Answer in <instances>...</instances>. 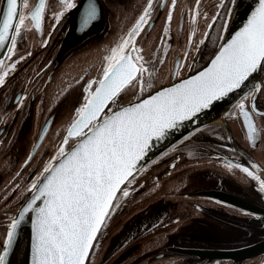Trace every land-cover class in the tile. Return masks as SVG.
Wrapping results in <instances>:
<instances>
[{
  "label": "flooded vegetation",
  "instance_id": "1",
  "mask_svg": "<svg viewBox=\"0 0 264 264\" xmlns=\"http://www.w3.org/2000/svg\"><path fill=\"white\" fill-rule=\"evenodd\" d=\"M91 1L96 18L85 27L82 18L88 7L81 6L82 0H72L76 6L59 22L54 18L61 10L59 0H45L42 30L26 21L14 52L1 59L7 75L0 85V254L33 182L58 159L62 145L67 150L77 140L63 144L85 103L88 82L102 77L105 57L127 37L149 2ZM38 2L28 0L29 7ZM236 2L175 0L173 6V0H152L151 15L135 37L152 75L144 73L143 92L136 81L126 86L101 117L203 67L215 53ZM21 11L29 9L21 4ZM71 14L80 32L68 45ZM240 103L257 129L255 146L248 139ZM252 104L264 110V64L258 93L242 97L223 115V122L191 132L188 140L178 146L180 140L148 166H154L151 171L143 168L136 182L122 188L128 195L119 192L86 264H264V115L256 114ZM194 150L216 173H201L200 183L212 185L184 192L177 201L172 192L189 182L190 170L202 168L189 157ZM228 163L248 167L258 179L241 168L229 170ZM206 191L221 192L234 203L223 201V195L200 194ZM197 196L204 199L192 198Z\"/></svg>",
  "mask_w": 264,
  "mask_h": 264
},
{
  "label": "snow or ice",
  "instance_id": "2",
  "mask_svg": "<svg viewBox=\"0 0 264 264\" xmlns=\"http://www.w3.org/2000/svg\"><path fill=\"white\" fill-rule=\"evenodd\" d=\"M18 3L20 0H3L4 7L0 8V49L10 45L7 47L9 56L14 52L22 29L27 28L26 21H30L36 31L42 30L46 8L45 0H39L31 8L28 0H22V7L29 9L25 13L18 10ZM59 3L61 10L54 14L57 22L65 11L76 6L72 0H59ZM151 9L152 0H149L134 28L105 57L102 77L88 82L85 103L77 110V119L63 142L67 145L69 139L77 138L79 143L69 151L62 145L59 157L63 159L58 165L45 167L47 175L43 182L39 179L33 182L34 195L9 225L0 264H5L19 225L31 212H35L32 264H85L93 241L110 215L109 209L114 207L117 193L122 191L124 196L128 195L121 185L132 183L134 170L152 141L163 139L169 130L192 120L213 101L241 88L264 64V0H259V6L244 27L221 47L205 71L163 89L141 103L101 117L108 103H115L126 86L136 81L143 92L144 73L152 75L139 55L141 50L135 46V37L147 23ZM95 18L96 7L90 4L82 25L86 27ZM171 18L170 11L168 20ZM11 67L14 69L15 64ZM0 72L3 73L0 74V85H3L7 71L2 60ZM93 85H96L94 90ZM246 99H251V94ZM238 107L245 118L248 139L255 146L257 129L244 110V103ZM226 166L229 170L241 168L249 177L258 179L248 167L232 163ZM261 191H264V182ZM38 201L43 202L42 207L37 205Z\"/></svg>",
  "mask_w": 264,
  "mask_h": 264
},
{
  "label": "water",
  "instance_id": "3",
  "mask_svg": "<svg viewBox=\"0 0 264 264\" xmlns=\"http://www.w3.org/2000/svg\"><path fill=\"white\" fill-rule=\"evenodd\" d=\"M91 0H82L81 6L88 7L91 4ZM93 3V2H92ZM21 4L22 0H20V3H18V10L21 11ZM94 5V3H93ZM259 6V0H237L236 4L234 5L230 16L226 22L225 29L222 35V38L220 40V43L213 54V56L208 60V62L201 67L200 69L196 70L192 74L186 76L185 78L169 84L165 85L151 94L139 99L135 100L129 103L124 104L123 106L112 110L111 112L107 113L104 116L112 115L115 112H118L122 110L123 108L138 104L143 102L144 100L150 98L151 96L155 95L157 92L173 87L175 85H178L182 83L183 81L190 79L199 73L205 71L208 67L211 66V61L215 58V56L219 53L221 50V47L227 42L230 41L233 36L237 32H239L244 25L247 23L248 19L250 18L251 14L255 9ZM3 0L0 2V8H3ZM71 28H70V36L67 41V44H73L74 38H76L78 30L77 26L75 25V19L73 18V14H71ZM86 35V34H85ZM10 45H6L5 48L0 49V60L4 58L7 47ZM262 69L263 64L257 69L256 72H254L247 81L244 82V84L241 86V88L234 90L233 92L229 93L226 97L213 101L212 104L209 106V108L202 110L200 113L197 114L196 117H194L192 120L184 121L181 124L178 125V127L174 130H169L168 134L161 140H153L151 143L150 148L147 150L145 156L142 160H140L137 164L136 169L134 170L133 175H136L141 169H143L145 166H147L150 162H152L154 159H156L159 155L164 153L166 150H168L170 147H172L174 144H176L178 141L189 135L194 130L201 128L203 126L212 124V123H220L223 122V115L229 111L242 97H244L249 92L258 93L261 88V75H262ZM252 103V101H251ZM253 105V104H252ZM253 108L255 109V113L258 115H264V110H261L259 108H255L253 105ZM101 115V114H100ZM102 116V117H104ZM77 119V117H76ZM75 119V120H76ZM74 120V121H75ZM71 127V126H70ZM84 131H88L87 129H84ZM68 135V134H67ZM79 143V140L77 139L66 151L71 150L75 147V145ZM63 157H59L57 160H55L50 166L58 165L60 160H62ZM47 175V173H44L41 177V182H43V178ZM131 179V178H130ZM127 182H125L126 184ZM125 184L121 185V189L124 187ZM35 190L33 189L32 192L23 200L21 205L19 206L14 218H17L22 211L23 207L27 205V203L31 200L32 196L34 195ZM119 192L117 193L118 196ZM202 195L210 196L213 198H217L216 196L223 195V201L229 202L225 197V194H222L221 192L217 191H206L203 193H200ZM235 199V198H234ZM115 200L113 201L114 204ZM229 203H234L229 202ZM37 205L42 207L43 202L38 201ZM111 208L109 209L110 212ZM35 219V212H31L27 214L24 218V220L19 225L14 242L12 247L8 251V255L5 260V264H32V244H33V229H32V222ZM9 231V229H8ZM99 233L97 234L98 237ZM7 237V236H6ZM96 237V239H97ZM96 239L93 241V245L96 241ZM6 240V239H5ZM5 243V241H4ZM4 245V244H3ZM93 248V246H92ZM92 248L89 250V255L91 253ZM1 254H3V248L1 251ZM88 255V258H89ZM88 258L85 261V264L88 261Z\"/></svg>",
  "mask_w": 264,
  "mask_h": 264
},
{
  "label": "rangeland",
  "instance_id": "4",
  "mask_svg": "<svg viewBox=\"0 0 264 264\" xmlns=\"http://www.w3.org/2000/svg\"><path fill=\"white\" fill-rule=\"evenodd\" d=\"M25 10V9H24ZM128 98V97H127ZM186 138V139H185ZM190 137H188V135L186 136V137H184V139H181V140H183V141H181L179 144H178V146L179 145H181L184 141H186V140H188ZM263 138H264V134L262 135V140H263ZM179 142V141H178ZM175 145V144H174ZM173 145V146H174ZM170 149V148H169ZM168 149V150H169ZM261 150H262V148H261ZM165 152H167V150L165 151ZM163 154V153H162ZM162 154L161 155H159L154 161H152L151 163H149L147 166H145L144 167V169L146 168V171H151L152 169H153V167L154 166H151V167H148V166H150L153 162H155L157 159H159V158H161L162 157ZM189 157H191V159H193V160H195V161H197V162H199L197 165L199 166L200 164H202V168L201 169H199V171H197L196 173H195V169H193V170H190L189 171V178H190V180H189V182L188 181H185V183L184 184H182L181 186H177L179 189L177 190V191H174V192H172V195H173V197H177V201H179V198L180 197H182V195H183V193L184 192H190L192 189H194L195 187H210L211 185H212V183L211 182H209V181H204V183H200L201 182V178H200V174L201 173H203V174H206V175H210V174H212V173H216L215 172V170L213 169V168H211V164H210V162H208L207 164H204L203 162H201V152H198V151H196V150H194V152L193 153H191L190 155H189ZM194 157H196L197 159H195ZM196 165V166H197ZM148 167V168H147ZM194 167V166H193ZM192 167V168H193ZM191 168V169H192ZM142 171V169L139 171V172H141ZM186 170H184V171H182L183 173L185 172ZM138 172V173H139ZM137 173V174H138ZM178 173V172H177ZM177 173H174L175 175L177 174ZM137 174L136 175H134V179L132 180V183L133 182H136V178H137ZM238 174V173H237ZM196 178V179H195ZM208 178H210V177H208ZM207 178V179H208ZM209 180V179H208ZM126 184H128V183H126ZM125 184V185H126ZM125 185H124V187H123V189L125 188ZM194 200H203L204 199V197L203 196H197V197H192Z\"/></svg>",
  "mask_w": 264,
  "mask_h": 264
}]
</instances>
